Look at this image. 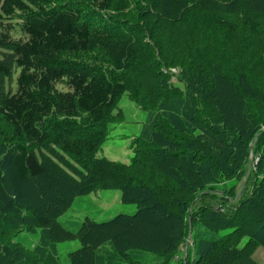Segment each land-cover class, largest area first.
<instances>
[{
	"label": "trees",
	"instance_id": "trees-1",
	"mask_svg": "<svg viewBox=\"0 0 264 264\" xmlns=\"http://www.w3.org/2000/svg\"><path fill=\"white\" fill-rule=\"evenodd\" d=\"M145 1L173 22L202 8L197 38L155 45L158 58L118 15L126 0H0V264H59L56 245L74 240L68 264H183L185 252V264H264V0ZM93 50L107 65L71 56ZM175 67L185 91L131 87L129 75L168 88L162 68ZM125 92L147 113L127 164L96 156ZM42 148L67 154L74 176ZM109 189L136 211L76 232L54 217L53 204ZM37 230L34 246L16 240Z\"/></svg>",
	"mask_w": 264,
	"mask_h": 264
},
{
	"label": "rangeland",
	"instance_id": "rangeland-1",
	"mask_svg": "<svg viewBox=\"0 0 264 264\" xmlns=\"http://www.w3.org/2000/svg\"><path fill=\"white\" fill-rule=\"evenodd\" d=\"M84 1L85 0H79V2L82 4L84 3ZM126 1L127 9L124 11L123 14L118 15L123 17L124 19L122 21L127 23L128 25H134V28L138 26V30L136 29L134 33L133 31L132 33L138 35V43L141 42V44H151L154 51L152 49L149 50L147 53L148 55H155L159 58V55H157L158 50L155 48V45L158 46L163 41H166L169 44L170 41L174 40L176 44L178 43L180 45L183 43L185 45L189 44L187 40L189 37H191V35H193L195 39L197 38V31L195 29L198 25L201 27L200 22L202 20L200 16L203 13L202 8H200L199 10L193 9L189 11V15L186 14L183 16H176L177 18L174 19L173 22L172 20L164 16V14L160 12V10L159 13L155 15V11H158V9H155L154 11L153 7L150 6V4H148L145 0H137V4L135 0ZM189 5L190 4H188V7ZM190 7H193L192 4L190 5ZM208 10L213 13L217 12L225 14L224 9L219 7L218 10H215L214 8H208ZM110 11L111 15H116L115 13H117L113 10ZM91 19V25L93 24V22H97V24H100V20H95L93 17H91ZM147 23L152 24V30L149 29L148 32L144 30ZM154 24L156 25V28ZM191 27H195V29L193 31H190ZM187 29H189L187 33L183 32V30ZM151 35H153V38H150ZM242 38L243 37L239 39V45L242 46L244 42H246L247 44L250 43V41H246V39ZM251 38L255 37L251 36ZM170 44H172V42H170ZM141 46L142 45L138 47H140L141 49ZM167 46L165 44H161V47L158 48L161 49L162 52H167L168 58H170L171 56L177 57L179 49L176 48L174 50H168ZM241 46L237 47V49L229 48L231 49L230 55L232 59L240 57V55H243V53H245L246 55L248 54L247 51H242ZM71 56L89 63L95 62L100 63L101 65H107L104 54H102L101 51L98 50H93L88 53L76 54ZM1 57L2 56H0V59ZM172 60H174V58ZM162 71L168 76V88L157 84V81H149L148 83H145L146 81H142V83H140L138 79H135V76L129 75L128 78L130 79L132 89L135 87V89L138 90L139 96H142L144 93L148 94L149 90L169 91L171 89H179L180 91H185V85L181 83V80L177 77L178 73L180 72L179 67L171 69L169 68L166 70L162 68ZM17 74L18 70H16V72L12 75L13 89L15 88V77ZM146 87H150V89H148V91H145ZM149 98L150 94L145 99ZM135 102L136 101L131 96H129L128 92H125L122 97L118 100L112 112L113 116H111L110 119L106 121L104 125L101 126L103 131H106V136L97 151V157H103L111 161H117L125 164L129 163L133 154L131 149L132 140L138 134L147 114L144 110L139 108V106H137ZM34 153L38 158L42 157L45 159V157H48L49 160L58 165L67 174H70L72 176H74V174L76 173L75 171L78 170L77 168H73V166H75L76 164L72 162L68 155L63 152L53 153L51 149L42 148L35 149ZM249 165L250 164L248 163V168ZM228 183H235L233 184L235 185V191H239L242 185V179L239 181L232 180ZM207 203H210L212 205L216 204L214 200H208ZM53 205L54 207H56L53 208L54 214L56 216L53 214V212L52 215L58 218V221L63 225V227L73 232H76L79 229L82 221L85 218L92 219L96 222H102L109 220L121 213L132 214L136 211V206L134 204L123 203L121 201L120 189L97 190L89 194L78 195L73 198L70 206L64 207V210L59 208V202ZM40 232V230H37L35 233L20 232L17 235L16 240L24 244V246H34L36 243H38L41 237ZM189 240L190 239L187 236L185 242L189 243ZM56 247L59 257V264H68L67 253L77 249L79 247V243L77 240L67 241L58 243ZM263 255L264 249L258 248L255 252L254 258L261 262L262 260H264Z\"/></svg>",
	"mask_w": 264,
	"mask_h": 264
},
{
	"label": "water",
	"instance_id": "water-1",
	"mask_svg": "<svg viewBox=\"0 0 264 264\" xmlns=\"http://www.w3.org/2000/svg\"><path fill=\"white\" fill-rule=\"evenodd\" d=\"M240 195V193L238 194V196ZM185 250H186V248H187V243H185ZM185 257H186V252H185V254L183 255V264H185Z\"/></svg>",
	"mask_w": 264,
	"mask_h": 264
},
{
	"label": "crops",
	"instance_id": "crops-1",
	"mask_svg": "<svg viewBox=\"0 0 264 264\" xmlns=\"http://www.w3.org/2000/svg\"><path fill=\"white\" fill-rule=\"evenodd\" d=\"M259 248H261V247H259ZM258 249V248H257ZM256 252V251H255ZM255 252H254V255H255ZM254 257V256H253ZM263 257H264V255H263ZM258 262H260V261H258ZM261 262H264V260H262Z\"/></svg>",
	"mask_w": 264,
	"mask_h": 264
}]
</instances>
